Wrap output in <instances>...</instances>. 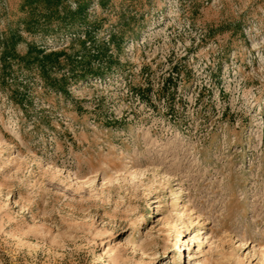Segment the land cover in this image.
I'll return each instance as SVG.
<instances>
[{
    "label": "rangeland",
    "instance_id": "1",
    "mask_svg": "<svg viewBox=\"0 0 264 264\" xmlns=\"http://www.w3.org/2000/svg\"><path fill=\"white\" fill-rule=\"evenodd\" d=\"M0 264H264V0H0Z\"/></svg>",
    "mask_w": 264,
    "mask_h": 264
},
{
    "label": "trees",
    "instance_id": "2",
    "mask_svg": "<svg viewBox=\"0 0 264 264\" xmlns=\"http://www.w3.org/2000/svg\"><path fill=\"white\" fill-rule=\"evenodd\" d=\"M41 1H54L56 4L59 3V0H41ZM81 11H83V8H80V6H78L77 10H75L74 13H80ZM18 39H20V36H18L17 33H13L11 36L3 38V40L1 41V42H4V45L6 46L4 54L2 55V60H3L2 68L4 69V71H6V68L9 67L8 59L14 58V57H19L20 60H24L26 64L37 62L43 73L49 72L53 68V66L58 65L60 63L61 60L59 59V56L63 53V51L52 50L49 52H43V50H40V53H42V55L39 56L38 54L34 56L32 54V50L34 48L29 47L25 55L23 56L18 55L15 52V45ZM90 55L101 59L99 63L101 67L103 66V63H104L103 60L105 59V57L109 59V62L111 61V58H112V54L108 53V46L106 44L103 45L102 47H99L95 52L91 53ZM106 65L108 67L110 66V63H107ZM71 69H74V67L71 66ZM8 73H9L8 71L5 72V74H8ZM99 75L100 77L102 76V71H99ZM169 87L168 85L164 84L162 89L165 91L166 90L169 91L170 90ZM57 89L61 91L65 90L62 85L57 86Z\"/></svg>",
    "mask_w": 264,
    "mask_h": 264
}]
</instances>
